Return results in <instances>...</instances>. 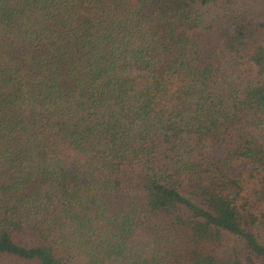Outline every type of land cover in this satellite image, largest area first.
<instances>
[{
  "label": "trees",
  "instance_id": "obj_1",
  "mask_svg": "<svg viewBox=\"0 0 264 264\" xmlns=\"http://www.w3.org/2000/svg\"><path fill=\"white\" fill-rule=\"evenodd\" d=\"M0 264H264L249 0H0Z\"/></svg>",
  "mask_w": 264,
  "mask_h": 264
},
{
  "label": "rangeland",
  "instance_id": "obj_2",
  "mask_svg": "<svg viewBox=\"0 0 264 264\" xmlns=\"http://www.w3.org/2000/svg\"><path fill=\"white\" fill-rule=\"evenodd\" d=\"M253 12L259 19H264V0H249Z\"/></svg>",
  "mask_w": 264,
  "mask_h": 264
}]
</instances>
